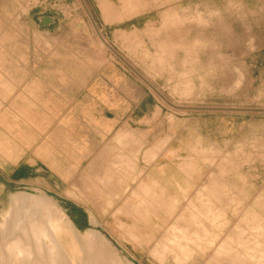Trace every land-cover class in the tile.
I'll list each match as a JSON object with an SVG mask.
<instances>
[{
  "label": "rangeland",
  "instance_id": "rangeland-1",
  "mask_svg": "<svg viewBox=\"0 0 264 264\" xmlns=\"http://www.w3.org/2000/svg\"><path fill=\"white\" fill-rule=\"evenodd\" d=\"M34 1L55 20L40 28L50 34L39 48H102L105 60L136 71L144 100L160 114L153 125L167 132L151 171L160 177L167 166L168 192L150 194L138 187L144 180L124 190L116 175L111 182L85 172L71 182V195L57 198L8 188L0 178V222L9 219L13 196L31 195L49 200L48 215L67 214L85 243L103 247L107 264L113 255L132 264H264V0ZM19 2L0 0L3 31L34 42L32 27L14 18ZM6 33L0 41L11 48ZM18 226L0 227L3 246L21 237ZM91 229L100 239L87 236ZM67 231L59 239L68 257L83 258ZM225 254L242 260H216Z\"/></svg>",
  "mask_w": 264,
  "mask_h": 264
},
{
  "label": "crops",
  "instance_id": "crops-1",
  "mask_svg": "<svg viewBox=\"0 0 264 264\" xmlns=\"http://www.w3.org/2000/svg\"><path fill=\"white\" fill-rule=\"evenodd\" d=\"M19 1L14 18L32 27L35 41L25 32L3 31L6 19L0 14V38L6 33L11 46L0 41L1 180L8 188L61 198L71 195L79 174L97 172L111 182L116 175L124 190L144 180L139 188L166 196L167 166L160 177L151 170L167 148V132L153 125L160 114L144 100L136 71L105 60L102 48H39L41 35L50 34L40 28L55 20L42 26L40 18L51 12L34 0ZM73 205L74 212L82 210ZM216 260L242 258L225 254Z\"/></svg>",
  "mask_w": 264,
  "mask_h": 264
},
{
  "label": "bare ground",
  "instance_id": "bare-ground-1",
  "mask_svg": "<svg viewBox=\"0 0 264 264\" xmlns=\"http://www.w3.org/2000/svg\"><path fill=\"white\" fill-rule=\"evenodd\" d=\"M100 1L102 2V0ZM109 9L110 8H104V11L109 12ZM48 201L49 200H46L45 198L39 199L31 195H15L12 197L11 206L13 209L9 215V219H5L3 217V222H0V227L2 229L8 226L10 230L18 231V225H21L22 233L20 238L17 236L12 237L6 246H3V242L0 240V264H60V262H63L65 259L64 255L67 256L69 261L68 264H81L84 261L86 264H107L104 260L106 256H101V253L103 254V251H101L103 247L98 248L96 245L92 244V242L89 243V245L85 243L83 240V235H81L77 229L73 227L67 214L61 212L58 215L56 213L57 209L55 208L56 211H54L56 215H48L51 212L49 211V208L53 210L52 207L47 206L46 202ZM18 206L19 209H16ZM47 211H49V213ZM64 230L69 231L71 240L75 245V252L79 254L84 253L83 258L79 259L73 256L74 258L71 260L68 257V253L59 239L60 233ZM96 233L97 231L91 229L88 231L87 236L93 240H98V237L100 239L101 235L98 236L99 233L97 235ZM36 239H47L48 245L43 246L41 243L35 242ZM35 243L38 245V247L35 245ZM89 248H95V250L93 249L94 252L91 256L85 257V250ZM2 249H6L9 255L7 254L5 257L2 256ZM37 250H43V254L39 255ZM108 253L109 251L107 254ZM113 256L115 264H132V261L129 259H127V262L124 263L121 261V259H117L118 261H116L115 255ZM84 258H87V260H84ZM109 258L110 257L107 259Z\"/></svg>",
  "mask_w": 264,
  "mask_h": 264
},
{
  "label": "water",
  "instance_id": "water-1",
  "mask_svg": "<svg viewBox=\"0 0 264 264\" xmlns=\"http://www.w3.org/2000/svg\"><path fill=\"white\" fill-rule=\"evenodd\" d=\"M49 22H53V18L51 16H42L40 18V24L42 26H46L49 24Z\"/></svg>",
  "mask_w": 264,
  "mask_h": 264
}]
</instances>
